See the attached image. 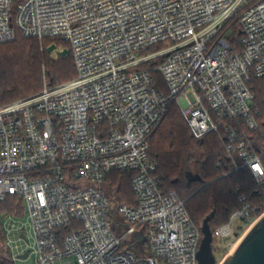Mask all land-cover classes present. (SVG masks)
Wrapping results in <instances>:
<instances>
[{"label":"built area","instance_id":"built-area-1","mask_svg":"<svg viewBox=\"0 0 264 264\" xmlns=\"http://www.w3.org/2000/svg\"><path fill=\"white\" fill-rule=\"evenodd\" d=\"M234 23L240 51L226 37ZM15 27L67 44L49 52L72 53L77 77L0 107V203L17 199L22 209L1 219L8 262L199 264L202 232L184 201L165 193L148 153L171 102L195 139L223 130L240 159L235 170L247 167L264 195V152L228 123L258 128L250 81L264 79V0H0V44L16 39ZM112 172H135L137 207L105 189ZM240 201L212 231L214 251L226 257L264 214ZM72 221L82 228L60 242L57 231Z\"/></svg>","mask_w":264,"mask_h":264},{"label":"trees","instance_id":"trees-1","mask_svg":"<svg viewBox=\"0 0 264 264\" xmlns=\"http://www.w3.org/2000/svg\"><path fill=\"white\" fill-rule=\"evenodd\" d=\"M13 14L15 15V9ZM15 29L16 39L0 44V107L40 94L45 84L56 86L77 77L72 53L61 57L49 52V47L54 43L59 46L67 44L61 40L40 41L37 38H26L16 27ZM231 31L229 42L236 51H240L241 34L237 23L232 25ZM162 46H154L148 52H154L156 47L161 49ZM161 62V58L153 60L144 68L152 70ZM151 73L159 92L167 94L163 76L159 72ZM250 86L255 96L258 128L250 130L243 122L228 123L243 132L255 152L261 154L264 152V79L252 77ZM224 139L223 130L210 133L200 140L195 139L180 108L175 102H171L166 116L150 141L148 153L158 163V174L162 178L165 193H175L184 201L200 231L204 220L209 216L212 231L228 223L232 214L242 209L241 197H245L251 206H260L264 210L263 192L247 167L235 170V166L241 164L240 159L235 152L227 150ZM188 172L199 175L201 181L189 182L186 176ZM135 175V172H112L106 180L107 191L115 194L120 206L137 207L132 185ZM16 209L22 211L21 202L17 199L8 198L0 203V243L4 237L1 229L2 216L14 213ZM81 228V223L72 221L59 229L57 234L60 242ZM0 264H12L4 258L1 249Z\"/></svg>","mask_w":264,"mask_h":264},{"label":"water","instance_id":"water-1","mask_svg":"<svg viewBox=\"0 0 264 264\" xmlns=\"http://www.w3.org/2000/svg\"><path fill=\"white\" fill-rule=\"evenodd\" d=\"M189 182L201 181V177L192 172L187 173ZM211 217H207L202 225V241L198 254L199 264H217L213 250V233L210 226ZM145 239H142L144 242ZM28 254L21 259L25 260ZM139 262V261H138ZM221 264H264V214L247 231L236 250L227 256Z\"/></svg>","mask_w":264,"mask_h":264},{"label":"rangeland","instance_id":"rangeland-1","mask_svg":"<svg viewBox=\"0 0 264 264\" xmlns=\"http://www.w3.org/2000/svg\"><path fill=\"white\" fill-rule=\"evenodd\" d=\"M231 34H232V31H229L226 35V37H231ZM159 47H156L154 49V51L158 50ZM54 56H57L56 54H53ZM46 85V84H45ZM105 189L107 190V187L105 185ZM111 195H113V193H110ZM244 224L243 223H236L234 225V229L236 230L237 233H240L243 229H244ZM215 252V255H216V259H217V264H221L225 257H226V252H223V251H214Z\"/></svg>","mask_w":264,"mask_h":264},{"label":"crops","instance_id":"crops-1","mask_svg":"<svg viewBox=\"0 0 264 264\" xmlns=\"http://www.w3.org/2000/svg\"><path fill=\"white\" fill-rule=\"evenodd\" d=\"M142 233H143V232H142V229H138V230H137V235H142Z\"/></svg>","mask_w":264,"mask_h":264},{"label":"flooded vegetation","instance_id":"flooded-vegetation-1","mask_svg":"<svg viewBox=\"0 0 264 264\" xmlns=\"http://www.w3.org/2000/svg\"><path fill=\"white\" fill-rule=\"evenodd\" d=\"M214 250V249H213ZM214 254H215V252H214ZM216 256V255H215Z\"/></svg>","mask_w":264,"mask_h":264}]
</instances>
